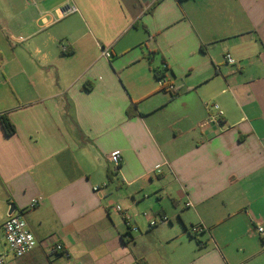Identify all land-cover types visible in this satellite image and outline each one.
Instances as JSON below:
<instances>
[{
  "label": "crops",
  "instance_id": "0c3cea01",
  "mask_svg": "<svg viewBox=\"0 0 264 264\" xmlns=\"http://www.w3.org/2000/svg\"><path fill=\"white\" fill-rule=\"evenodd\" d=\"M0 115L7 264H264V0H0Z\"/></svg>",
  "mask_w": 264,
  "mask_h": 264
},
{
  "label": "built area",
  "instance_id": "2783aa9c",
  "mask_svg": "<svg viewBox=\"0 0 264 264\" xmlns=\"http://www.w3.org/2000/svg\"><path fill=\"white\" fill-rule=\"evenodd\" d=\"M76 11L74 6H67L59 10V16L64 17L70 15ZM64 50V48L62 47ZM102 56L104 58H108L110 56V52L108 50L102 51ZM227 64L233 65L235 61L230 58L227 54L225 56ZM157 81L160 87H164L168 91L173 89L172 85H167L166 77L158 76ZM214 108L217 109V106L214 105ZM221 116V112L218 111L216 116L209 117L205 124L207 123H218V118ZM120 154L117 152L111 153L107 157V161L113 166V173L117 171L118 166L120 164ZM105 183L102 185H95L92 189L94 192H99L103 187H105ZM41 197L33 198L29 204V208H36L41 204ZM186 206H191L190 202L186 203ZM110 209L119 214L122 217V220L128 231H137V227L133 218L128 214V212L121 208L120 205L110 204ZM142 217H144L147 221L149 228L155 227L161 223H168L169 220L165 215H159L158 217H150L147 213H142ZM253 233L259 238L261 242V246L264 247V225H261L258 221H254ZM203 227L200 225L194 226L191 229V233L194 235H198L202 233ZM37 242L27 227L25 220L20 215L10 214L7 219L3 222L0 229V264H7L9 257L11 258H21L24 255L31 252ZM53 251L63 256H67L68 253L64 249L61 244H57L54 246Z\"/></svg>",
  "mask_w": 264,
  "mask_h": 264
},
{
  "label": "trees",
  "instance_id": "16d2710c",
  "mask_svg": "<svg viewBox=\"0 0 264 264\" xmlns=\"http://www.w3.org/2000/svg\"><path fill=\"white\" fill-rule=\"evenodd\" d=\"M164 74L161 72H156L155 76L156 78L158 76H163ZM0 125L3 129V132L5 135H12L15 131L14 126L9 121V119L5 115H0ZM192 238H196V236L190 235ZM199 243V242H198Z\"/></svg>",
  "mask_w": 264,
  "mask_h": 264
},
{
  "label": "water",
  "instance_id": "95a60500",
  "mask_svg": "<svg viewBox=\"0 0 264 264\" xmlns=\"http://www.w3.org/2000/svg\"><path fill=\"white\" fill-rule=\"evenodd\" d=\"M13 209L10 208L9 211H8V215H10L12 213Z\"/></svg>",
  "mask_w": 264,
  "mask_h": 264
},
{
  "label": "rangeland",
  "instance_id": "374dc122",
  "mask_svg": "<svg viewBox=\"0 0 264 264\" xmlns=\"http://www.w3.org/2000/svg\"><path fill=\"white\" fill-rule=\"evenodd\" d=\"M260 242V241H259ZM259 245H260V243H259ZM261 248H264V247H261Z\"/></svg>",
  "mask_w": 264,
  "mask_h": 264
}]
</instances>
